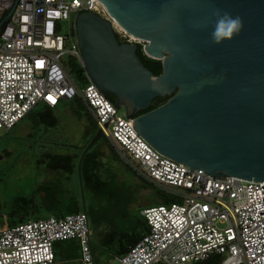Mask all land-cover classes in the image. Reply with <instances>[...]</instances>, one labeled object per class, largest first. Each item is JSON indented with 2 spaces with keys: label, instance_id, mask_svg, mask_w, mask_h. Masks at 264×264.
<instances>
[{
  "label": "built area",
  "instance_id": "2783aa9c",
  "mask_svg": "<svg viewBox=\"0 0 264 264\" xmlns=\"http://www.w3.org/2000/svg\"><path fill=\"white\" fill-rule=\"evenodd\" d=\"M92 12L133 41L99 0H0V130L39 105L79 98L119 158L143 180L180 199L141 211L149 232L117 264H264V181L215 178L155 150L121 109L89 80L79 87L69 58L84 62L76 19ZM67 22V33L60 23ZM75 240L82 264H95L85 212L0 227V264H53L56 242Z\"/></svg>",
  "mask_w": 264,
  "mask_h": 264
},
{
  "label": "water",
  "instance_id": "95a60500",
  "mask_svg": "<svg viewBox=\"0 0 264 264\" xmlns=\"http://www.w3.org/2000/svg\"><path fill=\"white\" fill-rule=\"evenodd\" d=\"M99 1L133 41L120 43L109 21L79 13L85 73L104 96H114L136 133L159 153L215 178L264 181V0ZM215 8L243 22L240 34L219 46L208 28L193 27ZM141 42L147 57L161 61L159 75L137 55ZM102 136L98 129L81 160Z\"/></svg>",
  "mask_w": 264,
  "mask_h": 264
},
{
  "label": "trees",
  "instance_id": "16d2710c",
  "mask_svg": "<svg viewBox=\"0 0 264 264\" xmlns=\"http://www.w3.org/2000/svg\"><path fill=\"white\" fill-rule=\"evenodd\" d=\"M116 37L122 43L118 34H116ZM136 53L144 66L154 76L161 73V61L147 57L143 53L141 43H138ZM69 63L71 74L77 85L81 88L86 86L89 80L84 67L71 57L69 58ZM170 96L157 97L152 101L151 106L147 110H142L137 115L164 104ZM108 98L111 102L115 103L114 96H108ZM75 99L87 112L82 101L77 97ZM56 108L57 106L41 105L38 111L33 110L24 119L31 122L36 132L54 129L59 124V119L55 112ZM78 114L74 112V115ZM87 114L90 119V126L85 131V135L88 138L86 144L75 149H71L73 147L70 146L61 145V147L59 145L63 150H46L40 155L37 161L38 165L43 164L45 171L52 172L54 175L43 181L37 187L34 195L30 197L19 196L14 199L11 209L5 217L7 221L5 226L12 227L25 223L30 220V217L35 212H44L45 216L42 218L50 215L62 218L66 215L85 212L88 216L91 229V245L96 264L95 249L107 251L115 258H119L126 254L134 244L149 232V227L141 212L138 215L132 216L129 226L124 225L128 219V215L123 211V185L116 176V173L107 167L103 160L105 153L102 149L92 147L81 160L85 146L98 131V126L94 119L88 112ZM35 134V132L30 133L28 137H32ZM22 139L28 140L25 137ZM104 140L111 146L106 137H104ZM111 149L113 160L120 162V158L112 146ZM71 150L74 151L71 152ZM79 162L81 164L80 176L84 193V208L79 183ZM144 184L157 190L158 205L180 202L179 198L158 189L153 184L147 181H144ZM92 237H95V240ZM221 262L222 257L212 256L205 261L192 264H220Z\"/></svg>",
  "mask_w": 264,
  "mask_h": 264
},
{
  "label": "rangeland",
  "instance_id": "374dc122",
  "mask_svg": "<svg viewBox=\"0 0 264 264\" xmlns=\"http://www.w3.org/2000/svg\"><path fill=\"white\" fill-rule=\"evenodd\" d=\"M67 29V22L62 21L60 32L65 34ZM141 44L144 43L141 42ZM67 101L62 100L55 109L59 124L54 129L36 132L31 122L24 119L9 131L0 130V227L7 224L5 217L8 215L16 197L34 195L37 187L54 175L52 172H46L43 164L38 165L37 163L43 152L46 150H63L62 146H70L73 147L71 149H75L86 144L88 138L85 131L90 126L88 114L76 102L75 97L69 102ZM40 108L41 105L37 106L34 111H38ZM74 112L79 114L74 115ZM120 114H124L123 108ZM33 132L37 135L28 137ZM23 137L28 140L22 139ZM93 147L104 151L103 160L107 167L116 173L123 185V211L128 215V219L124 223L125 226H129L132 216L138 215L144 208L159 204L156 189L146 186L144 184L145 180L143 181L121 159L120 162L113 160L111 146L105 142L104 137H101ZM73 151L71 150V152ZM44 216L42 211L35 212L30 220H36ZM93 239L95 240V237ZM71 241L76 243L75 240H68L67 242L58 241L56 244L62 245ZM70 249L73 250L71 262L66 259L61 262L62 260L58 258L57 262L53 264H80V253L71 246ZM95 259L96 264H117V258L107 251L95 249Z\"/></svg>",
  "mask_w": 264,
  "mask_h": 264
},
{
  "label": "clouds",
  "instance_id": "9594fccd",
  "mask_svg": "<svg viewBox=\"0 0 264 264\" xmlns=\"http://www.w3.org/2000/svg\"><path fill=\"white\" fill-rule=\"evenodd\" d=\"M193 27L208 28L210 42L219 46L238 36L243 28V22L238 15L215 8L209 17L195 22Z\"/></svg>",
  "mask_w": 264,
  "mask_h": 264
},
{
  "label": "crops",
  "instance_id": "0c3cea01",
  "mask_svg": "<svg viewBox=\"0 0 264 264\" xmlns=\"http://www.w3.org/2000/svg\"><path fill=\"white\" fill-rule=\"evenodd\" d=\"M70 246H71V248H74V249L76 248L78 253H80L77 242L75 243V242L71 241L69 243L62 244V245L56 244V245H54V253H55V258H56L54 262H57L58 258H60L62 260L61 262L65 261V259L68 262H71L72 261L71 259H73L71 253L73 252V250L70 249ZM79 263L82 264L81 259H80ZM65 264H67V263H65Z\"/></svg>",
  "mask_w": 264,
  "mask_h": 264
},
{
  "label": "flooded vegetation",
  "instance_id": "af4514ba",
  "mask_svg": "<svg viewBox=\"0 0 264 264\" xmlns=\"http://www.w3.org/2000/svg\"><path fill=\"white\" fill-rule=\"evenodd\" d=\"M119 38H120V36H119ZM120 40H121L122 42H127L126 40H124V39H122V38H120Z\"/></svg>",
  "mask_w": 264,
  "mask_h": 264
}]
</instances>
